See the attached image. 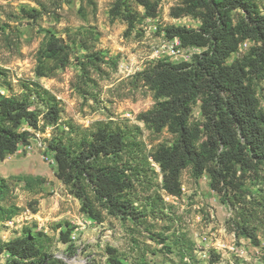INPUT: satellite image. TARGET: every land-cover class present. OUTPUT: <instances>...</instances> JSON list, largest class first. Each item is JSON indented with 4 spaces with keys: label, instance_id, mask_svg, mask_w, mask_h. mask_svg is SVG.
Returning <instances> with one entry per match:
<instances>
[{
    "label": "trees",
    "instance_id": "obj_1",
    "mask_svg": "<svg viewBox=\"0 0 264 264\" xmlns=\"http://www.w3.org/2000/svg\"><path fill=\"white\" fill-rule=\"evenodd\" d=\"M88 1L96 7L95 0ZM160 1L114 0L110 14L131 31L141 19L158 16ZM25 12L32 18L41 13L36 9ZM171 16H191L200 25L167 24L162 28L165 38L202 51L190 61L158 60L149 65L132 76L126 96L139 89L153 91L154 104L138 119L157 134L167 128L172 144L161 142L151 150L139 125L113 120L97 121L90 127L68 121L60 127L63 104L40 80L30 79L22 80L18 93L0 94V160L21 145H29L32 129L45 133L51 127L47 152L56 161L55 175L81 200V210L100 222L112 216L135 225L164 213L167 202L158 188L160 175L166 193L181 196L185 170L195 179L207 173L211 188L232 209L229 231L261 245L264 0H180L171 8ZM76 35L70 36L73 42L54 33L47 36L44 53L53 60V71L70 64ZM85 37L83 34L80 42L86 53L77 59L85 83H96L92 72H102L104 56ZM117 65L115 62V68ZM37 73L47 76L44 65H39ZM197 106L201 117L195 114ZM45 180L31 174L0 177V222L12 220L21 211L16 204H7L14 182H23L27 190L38 193ZM62 235L68 242L69 233ZM49 241L45 232L28 229L21 236L0 241V250L8 254L6 264H58ZM181 248L184 259L188 246L184 242ZM108 253V264H124L116 247L109 246ZM262 258L264 264V252Z\"/></svg>",
    "mask_w": 264,
    "mask_h": 264
},
{
    "label": "rangeland",
    "instance_id": "obj_2",
    "mask_svg": "<svg viewBox=\"0 0 264 264\" xmlns=\"http://www.w3.org/2000/svg\"><path fill=\"white\" fill-rule=\"evenodd\" d=\"M113 1L95 0L96 7H92L88 0H0V94L20 92L22 80H40L64 106L60 127L68 121L90 127L97 121L113 120L121 125H139L151 150L161 142L172 144L167 128L157 134L138 119L154 104L153 91L139 89L126 94L132 76L149 65L158 60L190 61L201 52L199 47H181L176 39L165 38L162 29L167 24L198 28L200 21L191 16H171V8L180 0H161L157 17L143 18L128 31L125 22L112 18ZM29 9L41 13L32 18L25 12ZM50 33L66 42H73L70 36L77 34L66 68L51 69L53 60L44 53ZM83 34L87 44L104 56L102 72H92L96 83H85L78 63L77 58L86 53L80 42ZM41 64L47 76H38ZM195 114L201 117L199 106ZM32 131L29 145H21L17 152L0 160V177L31 174L46 180L38 193L27 190L23 182H14L7 204H16L21 211L12 220L0 222V241L21 236L28 229L45 232L58 264H108L109 246L118 249L124 264H217L223 257L233 264L263 263L264 236L261 245H256L229 231L232 209L211 188L209 174L195 179L185 170L181 196L167 194L160 175L158 188L167 207L141 225L112 216L100 222L81 210V200L56 177L55 166L45 160V156H52L47 152V140L53 129ZM63 232L69 233L68 242ZM184 242L188 255L181 259ZM234 244L244 248L243 257L228 249ZM7 259L8 254L0 250V264H6Z\"/></svg>",
    "mask_w": 264,
    "mask_h": 264
},
{
    "label": "built area",
    "instance_id": "obj_3",
    "mask_svg": "<svg viewBox=\"0 0 264 264\" xmlns=\"http://www.w3.org/2000/svg\"><path fill=\"white\" fill-rule=\"evenodd\" d=\"M177 41H178V43H179V45H180V42H179V40L178 39H176ZM248 46V43L246 42V43H244L243 45H242V47H247ZM172 47H174V45L172 46ZM175 50L173 49V52H174ZM45 160L50 164V165H55L56 164V161H55V159L53 158V156H45ZM234 255H236V256H238V257H243L244 256V253H245V251H244V248L242 247V246H237L236 244H234L233 246H231V247H229L228 248ZM218 253H219V251L218 250H216ZM230 263H232L233 264V260H225L224 259V257L222 258V259H219L218 260V262H217V264H230Z\"/></svg>",
    "mask_w": 264,
    "mask_h": 264
}]
</instances>
